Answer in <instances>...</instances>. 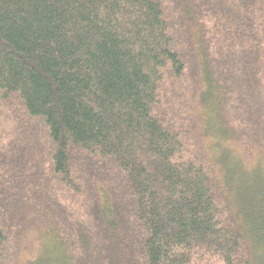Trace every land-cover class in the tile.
<instances>
[{
  "label": "trees",
  "instance_id": "16d2710c",
  "mask_svg": "<svg viewBox=\"0 0 264 264\" xmlns=\"http://www.w3.org/2000/svg\"><path fill=\"white\" fill-rule=\"evenodd\" d=\"M0 116V264H264V0H0Z\"/></svg>",
  "mask_w": 264,
  "mask_h": 264
},
{
  "label": "rangeland",
  "instance_id": "374dc122",
  "mask_svg": "<svg viewBox=\"0 0 264 264\" xmlns=\"http://www.w3.org/2000/svg\"><path fill=\"white\" fill-rule=\"evenodd\" d=\"M0 119H3V117L0 116ZM237 164L238 165L239 164L241 165V166H239L240 172L237 175V177H242V178L244 177V179H242L241 181H239L238 184H237L239 187H242L243 186V188H241L242 189V191H241L242 193L246 189V186L244 185L245 182H247V185L248 186H251L252 185L253 187H255V186L258 185L257 182H259V183H262L263 182V180H264V173H262V174L259 173V171L257 169V164L256 163H253L251 165H246V164H244V163L241 162V163H237ZM262 169H264V168L262 167ZM247 175H248L249 178H246ZM260 176H262V177H260ZM236 188H237V186H236ZM247 196L254 197L255 195L253 193H250V195H247ZM254 253H255V258L257 260H259V258H263L264 259V251H261V248L259 249L257 245L255 246Z\"/></svg>",
  "mask_w": 264,
  "mask_h": 264
}]
</instances>
